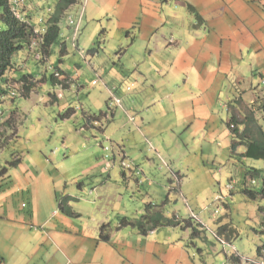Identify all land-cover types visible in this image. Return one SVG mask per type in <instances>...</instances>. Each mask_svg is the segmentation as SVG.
<instances>
[{
	"label": "rangeland",
	"instance_id": "374dc122",
	"mask_svg": "<svg viewBox=\"0 0 264 264\" xmlns=\"http://www.w3.org/2000/svg\"><path fill=\"white\" fill-rule=\"evenodd\" d=\"M48 3L53 6L54 0H49ZM110 4L108 0L106 2L89 0L86 4L84 2L83 24L76 34L78 46L74 44L75 35L72 31L68 35L64 32L67 17L76 14V8H73L61 20L60 27L65 35L52 46V53L47 60L40 61L37 59L38 56H35L34 51L38 42L34 39L28 50H22L13 56L14 65L19 67L17 74H33L36 86L28 96H24L22 84L15 80L16 78L13 79L14 93L5 97L4 103L0 106L2 147L0 167L8 170L13 177V184L16 185L13 190L18 192L17 196H13L14 206L10 197L8 201L1 195L0 204H9L16 208L15 214L18 217L21 216L18 211L28 214L27 209L21 208L20 193L24 186H28L25 188L27 194L32 187L40 206L39 217L44 220L48 208L51 212L58 210L63 192L75 188L79 191L78 199L72 205L79 208L84 207L83 204L86 203L89 208L96 207L98 216L108 214L110 219L106 223H110L114 236L118 239L127 237L128 240L136 238L137 234L132 235L131 228L124 225L120 230L126 232L125 236L122 234V237H117L118 224L122 223L125 217L139 219L148 202L153 201L157 204L164 202L173 185L175 189L169 195L172 202L165 201V204H168L165 205L168 213H165L172 216L175 212L181 218L189 219L192 210L205 225V227L200 225L202 233L195 237L189 234V231L184 234L181 228L176 230V244L180 251L183 249L184 252L183 256L179 254L180 264H227V257L231 254H238L241 257L240 264L256 261V248L264 239L260 234V230L264 228V198L257 196L256 199H252L244 193L243 188H254L259 185L260 178H255V182L252 183L246 171L249 168H264V159L242 156L244 146H239L235 152L232 151V135L228 127L230 112L225 105L238 86L235 71L222 68L219 61H211L215 64L213 68L204 72L202 78L198 79L192 69V61L195 62L201 53L194 43L185 45L182 38L183 42H179L176 48L165 49L166 45L162 44H166L167 40L165 42L158 37L161 35L166 37V33H163V27L153 26L154 20L146 19L148 16L145 14H149L146 12L147 4H139L132 12H128L126 6L120 23L117 21L119 12H109ZM82 8L79 7L80 12ZM37 11L34 10V13L30 14V21L36 23L35 28L42 32L46 28L49 14H42L43 22L40 23L36 19L39 12ZM198 24L195 17L186 21V25L194 29ZM175 39L176 37L171 39L172 43L176 41ZM61 41H65L67 47V52L63 55L60 52ZM156 41L162 50L156 51L153 58L150 46L153 47ZM120 49L124 52L120 69L123 70L125 77L133 71L141 75L142 92L136 94L134 101L130 96L125 100V94L121 97L115 90L114 93L121 98L123 106L118 115L125 118L126 113L130 120L131 114L128 111H135L141 117L143 111L148 110L154 115L152 125L154 130L151 132L154 137L148 135L144 129L131 130L129 127L112 129L111 126L102 136L95 131L96 128L86 125L91 123V120L100 121L96 126L101 130L106 120L111 118L108 117L111 112L99 116V119L94 116L105 109L108 95L105 93L107 91L103 76L111 66L109 57L114 56ZM95 51H99V58ZM155 57L163 59L167 64L162 65ZM54 68H61L64 73L57 70L59 75L55 78V83L51 79ZM69 79L72 81L71 89L68 88ZM263 88L253 91L255 93H246V100H241L250 104L247 101L249 98L253 99L254 103L251 105L256 109V117L264 129V108L262 111L257 110L264 103ZM114 105L109 104V107ZM71 108L72 115L63 118V114ZM184 108L187 113L191 110L195 113L198 110L196 112L198 118L201 111L210 113V116L204 117V124L208 123L209 130L215 132V135L213 137L209 135L200 141L199 137L197 139L199 135L190 136L188 130L179 129L176 125L182 118L181 111ZM9 118L13 122L11 130L2 126ZM100 119L103 120V124ZM194 119L193 116L192 122L195 124L193 126L188 124L187 129L198 124ZM118 121H114L117 122L116 128ZM220 131L224 133L221 134ZM188 136L190 138L187 139ZM104 137L110 140L108 144H104L112 148L110 152H105L99 146ZM121 139L127 152L124 155L120 151L122 159H127L132 166L138 167L142 172L144 169L141 164L146 162L145 157L155 158L158 152L159 157L167 165H163L160 159L155 158L156 165L148 171L150 176L146 173L137 175L130 170L124 171L120 160L113 167L107 168L109 172L106 171L104 174L88 170L101 155L105 164L110 163L113 146L114 148L116 146L114 142H120ZM198 140L202 142L200 145L204 146L203 154L201 148L199 152L194 150ZM177 145L179 149L173 153ZM185 146L189 148L183 149ZM17 158L19 161L13 164V160ZM177 170L185 175L181 183L173 177V172ZM27 173L36 177L32 186L25 179ZM127 175L128 179L125 178ZM244 177H247L245 184ZM229 184L233 187L231 192L228 189ZM221 192L226 194V197L222 196ZM27 194L25 193V196L29 198ZM0 212L3 215L5 210ZM68 219L76 222L82 220L79 217ZM26 224L40 226L35 220L33 223L26 221ZM224 224H227L226 234L231 229L235 231L231 239L226 234L225 236L218 234L219 227ZM167 229L166 226L161 228L157 236L166 234ZM216 235L226 243L222 244ZM165 245L171 247V253L175 251L174 244ZM142 246L138 244L137 249L142 250ZM111 247L126 257L121 252L124 248H118L114 244ZM176 258L177 255L172 256L173 264L176 263Z\"/></svg>",
	"mask_w": 264,
	"mask_h": 264
},
{
	"label": "crops",
	"instance_id": "0c3cea01",
	"mask_svg": "<svg viewBox=\"0 0 264 264\" xmlns=\"http://www.w3.org/2000/svg\"><path fill=\"white\" fill-rule=\"evenodd\" d=\"M88 1L89 0L84 1L85 4L88 3ZM98 1L106 2V0ZM108 1L111 3L109 12H119L117 13L118 23L123 20L126 6L128 12H132L138 8L139 4H147L148 9H146V12L149 14H145L148 16L146 19L148 21L154 20L155 23L153 26L159 28L163 27V33H166L167 38L164 37V35L158 37L162 41L167 40L166 44H162L163 46L166 45L165 49H169L170 47L176 48L179 42H183L182 38L184 39L185 45L186 43L190 45L194 43L201 53L199 57L196 58L195 62L192 61V69L198 79L202 78L204 72H208L213 68L215 64L211 63V61H219L222 68L234 70L238 86L235 93L232 92V97L227 100L225 105L230 112V118L231 111H234L229 105L230 101L246 100V93H255L257 90L264 87V0H171L169 3L167 0ZM74 8H76L75 16L79 18V15L82 14L79 19L81 28L84 19V10L82 13V11H79V6ZM191 17H195L199 22L196 29L186 25V21ZM160 22L162 24H160ZM71 31L72 27L67 23L64 32L68 35ZM174 37H176V41L172 43ZM179 37H181V39H179ZM60 44L61 48H65L67 52L66 42L61 41ZM181 46L179 48H181ZM150 48L151 57L153 58L155 53H157L156 51L162 50L159 48L157 41L154 46H150ZM123 53V50L120 49L114 56L109 57L111 66L103 76L105 89L107 91L105 93L108 95V99L105 104V109L100 111L106 112L107 115L108 112H111V115H108V117L111 116V118L106 120V124H104L101 130L96 126L100 121L96 122L97 120H91V123H87L86 125L90 128H96L95 131L99 132L100 135L102 134V136L111 126L112 129H118L119 127H129L131 130H137V128L139 130L144 129L148 135L154 137V135L151 134L154 130L152 126L154 115L150 114L148 110H144L143 116L141 117H139L135 111H128L131 116L134 117V121H130L131 119L129 120L128 114L125 113V118H121L118 115L119 108L114 109L109 107L108 100L110 99V91L114 93V91L117 90L119 96L123 97V94H125V100L130 96L134 101H136V94L142 92V83H140L141 75H139L137 71H133L130 75L125 77L123 70L120 69ZM95 55L99 58V51H95ZM155 58L162 65L164 63L167 64L163 59H159L158 57ZM148 68L151 69L150 67ZM58 69L62 71L61 68ZM257 76H259L258 79ZM71 82L72 81L69 79V89H71ZM254 88H256V90ZM125 100L123 99L124 102ZM195 102L198 101L195 100ZM247 102L250 104L254 103L252 98H249ZM175 110L177 111V108ZM192 111L193 110L187 113V110L184 108L181 111L182 118L178 121L176 126L181 130L183 129V131L188 130L190 136L192 134L199 135L197 139L199 137L200 141L205 140L209 135L213 137L215 132L209 130L208 123L206 125L204 124V117L210 116V113L201 111L199 113L200 118H198L196 117V112L198 110L195 113ZM91 115L92 114H88V116ZM193 116L198 124L193 128L187 129L188 124L192 126L195 124L192 122ZM102 119L100 120L103 124ZM116 120H119L117 128L115 126L117 122L114 123ZM219 133L222 134L224 131H220ZM190 136H188L187 139L190 138ZM122 141L121 139L120 142H114L116 146L115 148L113 146V155L110 156L111 162L106 163L107 166L101 155L100 158L94 161L93 165L88 170H94V172L104 174L110 167L118 163V160L121 161L123 155L120 154V151H122L124 155L127 154L126 149H124L125 145L122 144ZM200 141L198 140L197 144L195 143L196 146H194V150L199 152L201 148L203 154L204 146L200 145L202 143ZM207 142L210 144L209 141ZM102 144H105V142H99L101 148ZM207 146L209 145L207 144ZM187 148L189 147H183L185 150H187ZM178 149L179 146L177 145L172 152L174 153ZM159 153L160 152L156 155L158 157L155 156V158L160 159L163 165H167L164 163V160L159 157ZM155 158L146 156V162L141 164L144 171L142 172V170L138 169L140 173L137 174L135 171L131 170L132 173L137 175L146 173L149 175V169L156 165ZM200 163L201 160L199 161V164ZM123 170L126 171L125 169ZM173 177H176L177 179L175 180L179 183L185 179V175L181 174L180 170L173 172ZM34 178L36 177L32 174H25V179L30 186H32ZM125 178L128 179V175L125 176ZM172 183L173 182H171V184ZM15 186L16 185L13 184V177L8 170L6 174L0 176V195L8 201L11 198V204H13V206V196H17L18 193L13 190ZM26 187L28 186H24L20 193L22 194L21 208L27 209L28 214L18 211L20 212L18 214L22 216L18 217L15 214L17 211L16 208L11 207L9 204H0V211L3 209L5 210L3 215L0 212V264H173V255H177L176 263L174 264H180V262H178V257L180 253L181 256H183L184 252L183 249L180 251L179 246L176 244L177 235L175 234L176 230L181 228L180 226H166L168 228L167 233L163 236H157V234L164 226L151 230L145 234L140 232L137 228L129 226L131 228L130 233L132 235L137 234V236L136 238L128 240H126L127 237L120 239L116 238V236H114L115 233H112L113 229H111L108 240H101V226L110 219V216L108 214L98 216L96 207L94 209L89 208L86 206V203L83 204L84 207L80 206L79 208L72 205V203L78 199V189L72 188L65 190L63 196L59 199V208L61 210L59 208L58 210L55 209L54 212L56 213L53 214L54 212H51L48 208L47 216L44 220H41L39 217L40 206L36 201L35 193L31 187L27 194V189L25 191ZM66 187L67 184H65V188ZM173 189H175V187L171 185L169 195ZM25 193L29 198H26ZM169 195L165 200L167 203L169 201L172 202V200H169ZM221 195L226 196L223 192H221ZM147 196L150 197L151 194H147ZM63 197H66V204L61 207L60 202ZM165 201L161 204H157L153 201H151V203L161 205L165 213L167 212L165 205H168L165 204ZM141 213L143 214V210ZM167 213H165L167 217L175 216L179 220H184V218H181L175 212L172 216L167 215ZM192 214L194 213L190 210V218H192ZM195 216L196 220H198L194 221L205 227L199 219V216ZM68 217H79L82 220L76 222L68 219ZM33 220L40 224V226L36 227L34 224H26V221L33 223ZM122 228L123 227L120 226L119 223L116 231L119 230L121 233L119 234L118 231L117 237H122V234L125 236L124 234H126V232L120 230ZM181 229L184 231V234H187L188 231L189 234H191L190 228ZM172 230L174 232L173 234ZM155 236L160 238H155ZM124 239L125 241H123ZM229 239H231V236ZM229 242L231 243L232 240ZM165 243L174 244L173 250L175 251L171 253V247H166ZM113 244L117 245L118 248H124L123 251H120L124 253L126 256L125 258L111 247ZM138 244L143 245L142 250L141 248L137 249ZM231 255H229V257ZM229 257H227L226 263L232 264L231 261H229ZM252 262L255 263L256 261Z\"/></svg>",
	"mask_w": 264,
	"mask_h": 264
},
{
	"label": "trees",
	"instance_id": "16d2710c",
	"mask_svg": "<svg viewBox=\"0 0 264 264\" xmlns=\"http://www.w3.org/2000/svg\"><path fill=\"white\" fill-rule=\"evenodd\" d=\"M49 0H0V106L4 103V98L14 93L13 79L22 84V95L28 96L35 88L36 82L33 81V74H17L19 67L15 66L13 56L29 47H31L32 40L38 42V46L35 49V56L40 61H45L52 53V46L58 42L59 38L63 37L64 33L60 27L61 20L69 14L74 7L82 6L84 8L83 0H54L53 6L48 3ZM30 7V9H28ZM28 10H27V9ZM38 10V21L43 22L44 13H48V19L46 21V28L44 31L39 32V29L35 28L36 23L30 21V14L34 13V10ZM82 8V13L83 9ZM20 11L19 13H16ZM69 18L74 20V24L69 23ZM77 16L69 15L66 19L69 26L72 27V34H74V44L78 46L76 34L80 30V24L76 31L75 26L79 21ZM37 21V22H38ZM39 26V25H38ZM40 27V26H39ZM76 46V47H77ZM28 50V49H27ZM61 54H65V48L60 49ZM17 75V76H16ZM12 76V77H9ZM16 76V77H15ZM56 77L52 75L51 79L55 83ZM13 98V96H11ZM237 104V105H236ZM229 105L234 109L231 111V118L228 127L231 129L232 135V151L235 152L239 146H244L245 151L242 152V156L253 159H264V129L259 123L256 117V109L251 104H246L242 100L230 101ZM264 108V103L258 107L257 110ZM237 109V110H235ZM72 109H68L63 118H69L72 115ZM262 111V110H261ZM71 112V113H70ZM100 114H104L103 111H99ZM98 114V115H100ZM93 119H95L93 117ZM12 119L2 123V126L7 130L13 129ZM2 147L0 146V150ZM19 158L13 160V164L17 163ZM246 175L255 180L260 178V183L254 188H243L250 198L256 199L257 196L264 198V168L256 169L249 168L246 171ZM7 173V169L0 168V176ZM247 176V177H248ZM247 177L243 178V184H245ZM245 186V185H244ZM233 189V187L230 190ZM226 197V196H225ZM66 204V197H63L60 206ZM262 208V207H261ZM260 208V210H262ZM264 212V208H263ZM131 226L137 228L143 234L155 230L163 226H180L181 228H190L192 235L200 236L202 231L201 224L195 222L192 218L179 220L175 216L167 217L164 213V209L161 205H155L148 202L144 206L143 214L137 220H131L125 217L120 223V226ZM227 224L221 225L218 229V234L223 236L226 234ZM264 226V225H263ZM111 230L110 223H104L101 226L100 239L108 240ZM234 229H231L227 235L228 238L234 235ZM260 234L264 237V228L260 230ZM256 262L264 261V239L262 243L256 248ZM239 255H231L229 261L232 264H239ZM254 264H257V263Z\"/></svg>",
	"mask_w": 264,
	"mask_h": 264
},
{
	"label": "clouds",
	"instance_id": "9594fccd",
	"mask_svg": "<svg viewBox=\"0 0 264 264\" xmlns=\"http://www.w3.org/2000/svg\"><path fill=\"white\" fill-rule=\"evenodd\" d=\"M84 1H86V0H84ZM84 1H83V4H84ZM82 14H80V16H81ZM80 24V23H79ZM57 70H59L58 68H54V73L52 74V75H54L55 77H57L58 75H59V72L57 71ZM62 73H63V71H61ZM64 74V73H63ZM114 97H116V98H118L119 100H120V104H116L115 103V101H114ZM109 101V104L111 105L112 103L113 104H115L112 108H119L120 110H122L123 109V106H122V100H121V98L119 97V96H117L115 93H113V92H111L110 91V99L108 100ZM72 109V108H71ZM99 114V113H98ZM98 114H96V117L95 118H97V119H99L98 117L99 116H101V115H104V114H106V112L104 113V114H100V115H98ZM103 117V116H102ZM131 117H133V116H131ZM134 121V120H133ZM106 137H104L103 138V140H102V142L104 141L105 143H109L110 142V140H106L105 139ZM105 146H109V145H104V144H102V148H103V150H104V147ZM110 148V147H109ZM112 148H110L108 151H105V152H110V150H111ZM122 160V159H121ZM120 163H121V161H120ZM125 169V168H124ZM125 170H130V172H132V171H137L138 170V168H136V166H134L132 169H125ZM132 170V171H131ZM137 173V172H136ZM255 182V180H252V183H254ZM192 219L193 220H196V216L194 215V214H192ZM197 221V220H196ZM218 236V235H217ZM219 237V236H218ZM219 238H221V237H219ZM219 240V239H218ZM225 244V243H224ZM259 262V261H258Z\"/></svg>",
	"mask_w": 264,
	"mask_h": 264
},
{
	"label": "built area",
	"instance_id": "2783aa9c",
	"mask_svg": "<svg viewBox=\"0 0 264 264\" xmlns=\"http://www.w3.org/2000/svg\"><path fill=\"white\" fill-rule=\"evenodd\" d=\"M16 13H18V11H17ZM80 17H81V16H80ZM69 23H70V24H74V20H73L72 18H69ZM79 23H80V21H78V22L76 23V26H75L76 31H77V29H78V27H79ZM114 101H115L116 104H120V100H119L118 98L114 97ZM130 119H131V121H133V120H134V117H131ZM105 139H106L107 141L109 140L107 137H106ZM109 149H110L109 146H105V147H104V150H105V151H108ZM107 157H108V155H107ZM121 166H122L123 168H125V169H132V168L134 167V166H132V164H131L127 159H122V160H121ZM136 172H137V174L140 173L139 170H137ZM231 188H232V186L229 184V185H228V189H231ZM216 237L219 239V241H220L222 244L226 243V242L223 241L222 238H219L217 235H216ZM252 263H254V262H249V264H252ZM256 263H257V264H264V261H259V262H256Z\"/></svg>",
	"mask_w": 264,
	"mask_h": 264
},
{
	"label": "bare ground",
	"instance_id": "6f19581e",
	"mask_svg": "<svg viewBox=\"0 0 264 264\" xmlns=\"http://www.w3.org/2000/svg\"><path fill=\"white\" fill-rule=\"evenodd\" d=\"M198 220V219H197ZM241 259V258H240ZM248 260V259H247ZM240 264V263H239Z\"/></svg>",
	"mask_w": 264,
	"mask_h": 264
}]
</instances>
